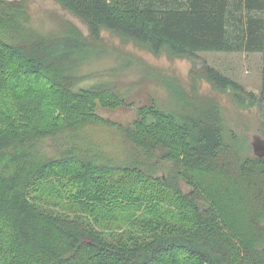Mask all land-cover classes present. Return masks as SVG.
Masks as SVG:
<instances>
[{
  "label": "trees",
  "instance_id": "obj_1",
  "mask_svg": "<svg viewBox=\"0 0 264 264\" xmlns=\"http://www.w3.org/2000/svg\"><path fill=\"white\" fill-rule=\"evenodd\" d=\"M56 1L95 39L108 30L190 58L261 53L259 94L212 67L202 75L260 105L264 138V0ZM29 24L23 0H0V264H264V154L228 140L218 107L151 99L115 122L102 112L133 103L111 81L82 85L86 36ZM100 127L131 147L124 157L94 135ZM45 180L55 189L43 198Z\"/></svg>",
  "mask_w": 264,
  "mask_h": 264
},
{
  "label": "rangeland",
  "instance_id": "obj_2",
  "mask_svg": "<svg viewBox=\"0 0 264 264\" xmlns=\"http://www.w3.org/2000/svg\"><path fill=\"white\" fill-rule=\"evenodd\" d=\"M23 1L30 16L29 25L38 33L59 35L74 26L86 36L92 55L91 60L79 69L81 74H87L82 85L111 81L133 103L116 111H103V115L126 125L135 117L136 108L151 99L162 108L177 111L193 105L212 104L220 111L230 142L232 135L240 139V143L244 141V155L263 152L260 147L254 148L255 144L258 146L264 140L260 105L249 106L247 102L248 105L237 101L231 89H217L202 75L203 69L209 66L237 82L245 91L259 94L262 85L261 53L213 51L201 52L194 58L173 56L167 52L156 54L108 30L96 39L91 37L87 25L56 0ZM94 135L106 144L107 150L114 153L125 147L123 138L115 129L100 127ZM46 148L51 155L57 151L52 140H47ZM130 148L126 146L119 157H124ZM161 167L157 172L160 175L163 174ZM40 183L37 194L43 198L50 196L53 181ZM181 185L184 191L188 190L183 182ZM170 200L167 199L165 204L171 205Z\"/></svg>",
  "mask_w": 264,
  "mask_h": 264
},
{
  "label": "water",
  "instance_id": "obj_3",
  "mask_svg": "<svg viewBox=\"0 0 264 264\" xmlns=\"http://www.w3.org/2000/svg\"><path fill=\"white\" fill-rule=\"evenodd\" d=\"M257 147H260L263 150L262 153L257 154V155H263L264 154V140L261 143H259L258 146H257V144L254 145L255 150H256Z\"/></svg>",
  "mask_w": 264,
  "mask_h": 264
}]
</instances>
